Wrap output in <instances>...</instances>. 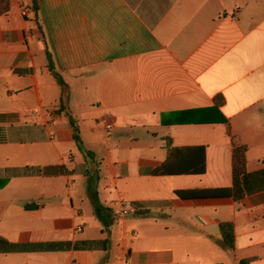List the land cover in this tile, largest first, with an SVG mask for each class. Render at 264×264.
Returning a JSON list of instances; mask_svg holds the SVG:
<instances>
[{
    "label": "crops",
    "instance_id": "obj_1",
    "mask_svg": "<svg viewBox=\"0 0 264 264\" xmlns=\"http://www.w3.org/2000/svg\"><path fill=\"white\" fill-rule=\"evenodd\" d=\"M8 3L0 264H264V0ZM218 98L231 138L209 123ZM233 144L247 148L239 203L175 195L231 188ZM193 148L204 174L153 175ZM93 175L108 227L93 215ZM221 223L233 227L232 250Z\"/></svg>",
    "mask_w": 264,
    "mask_h": 264
},
{
    "label": "trees",
    "instance_id": "obj_2",
    "mask_svg": "<svg viewBox=\"0 0 264 264\" xmlns=\"http://www.w3.org/2000/svg\"><path fill=\"white\" fill-rule=\"evenodd\" d=\"M9 8L8 0H0V15L5 13ZM31 11L34 13V22L41 31L38 24V8L33 2ZM47 56V67L52 77L55 79L57 85L60 87L63 93H67V85L64 83L61 76L55 71L53 60L51 55L46 52ZM221 104V99L218 98L210 111L213 112L212 124H222L226 128V135L231 138V132L227 120L220 114L217 115V107ZM62 108V107H61ZM217 118H215V115ZM210 120V121H211ZM70 124L74 129L75 141H78L77 128L70 120ZM193 157H190L189 162L183 165H179L176 168L169 167L168 163H165L160 168L153 172L154 176H174V175H202L205 173V159L203 148H193ZM180 151V150H176ZM246 152L247 148L243 145L233 144L232 154H231V175H232V185L228 189H194V190H182L176 191L175 195L182 200H197V199H215V198H232L235 203H239L243 196L244 191L242 187V178L246 173ZM98 178L94 175L88 180V197L93 207V215L95 218L102 222L104 226L108 227L110 225V219L112 217L111 210L103 207L98 199V194L96 191V182ZM6 181L0 180V189L4 187ZM27 209H32L34 206H26ZM219 231L221 234L222 244L228 249L232 250L234 247V234L233 227L230 223H221L219 225ZM3 240L0 238V244ZM238 264H250L249 260H242Z\"/></svg>",
    "mask_w": 264,
    "mask_h": 264
},
{
    "label": "built area",
    "instance_id": "obj_3",
    "mask_svg": "<svg viewBox=\"0 0 264 264\" xmlns=\"http://www.w3.org/2000/svg\"><path fill=\"white\" fill-rule=\"evenodd\" d=\"M25 13H26V12H25ZM106 128H107V129H109V128H110V126H107V125H106Z\"/></svg>",
    "mask_w": 264,
    "mask_h": 264
}]
</instances>
